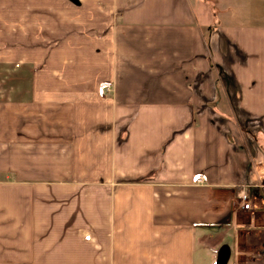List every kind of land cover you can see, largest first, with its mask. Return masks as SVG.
Returning <instances> with one entry per match:
<instances>
[{
  "label": "crops",
  "instance_id": "crops-1",
  "mask_svg": "<svg viewBox=\"0 0 264 264\" xmlns=\"http://www.w3.org/2000/svg\"><path fill=\"white\" fill-rule=\"evenodd\" d=\"M198 3L0 0V264H264V0Z\"/></svg>",
  "mask_w": 264,
  "mask_h": 264
},
{
  "label": "rangeland",
  "instance_id": "rangeland-1",
  "mask_svg": "<svg viewBox=\"0 0 264 264\" xmlns=\"http://www.w3.org/2000/svg\"><path fill=\"white\" fill-rule=\"evenodd\" d=\"M193 2H194V6H195L196 10H200V4L198 3V0H193ZM233 242L234 241H233L232 235L228 236L226 238V243L227 244H233ZM199 251H200L199 254H201L205 259L201 260V258L198 257L197 258V264H203V262L206 263V264H210V262L212 260V251H210V249H208V248L204 249V250H201L200 246H199ZM210 257H211V260H210Z\"/></svg>",
  "mask_w": 264,
  "mask_h": 264
},
{
  "label": "water",
  "instance_id": "water-1",
  "mask_svg": "<svg viewBox=\"0 0 264 264\" xmlns=\"http://www.w3.org/2000/svg\"><path fill=\"white\" fill-rule=\"evenodd\" d=\"M231 253V246L227 243H224L218 251L215 264H228L231 257Z\"/></svg>",
  "mask_w": 264,
  "mask_h": 264
},
{
  "label": "built area",
  "instance_id": "built-area-1",
  "mask_svg": "<svg viewBox=\"0 0 264 264\" xmlns=\"http://www.w3.org/2000/svg\"><path fill=\"white\" fill-rule=\"evenodd\" d=\"M107 90H110V87H107ZM198 182H201L202 179L198 178L197 179ZM239 201L242 203V207L245 209H249L251 207V204L249 202V198H248V193L245 190H242L239 193Z\"/></svg>",
  "mask_w": 264,
  "mask_h": 264
}]
</instances>
